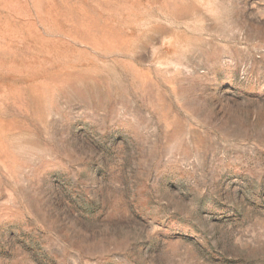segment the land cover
<instances>
[{"label": "rangeland", "instance_id": "374dc122", "mask_svg": "<svg viewBox=\"0 0 264 264\" xmlns=\"http://www.w3.org/2000/svg\"><path fill=\"white\" fill-rule=\"evenodd\" d=\"M0 264H264V0H0Z\"/></svg>", "mask_w": 264, "mask_h": 264}]
</instances>
